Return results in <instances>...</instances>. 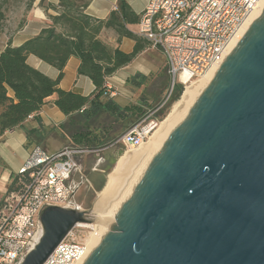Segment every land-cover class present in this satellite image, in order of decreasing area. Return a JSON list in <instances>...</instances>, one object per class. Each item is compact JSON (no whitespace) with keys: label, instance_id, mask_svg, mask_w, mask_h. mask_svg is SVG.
Segmentation results:
<instances>
[{"label":"water","instance_id":"1","mask_svg":"<svg viewBox=\"0 0 264 264\" xmlns=\"http://www.w3.org/2000/svg\"><path fill=\"white\" fill-rule=\"evenodd\" d=\"M93 206L46 207L43 264ZM82 264H264V8L156 150Z\"/></svg>","mask_w":264,"mask_h":264},{"label":"built area","instance_id":"2","mask_svg":"<svg viewBox=\"0 0 264 264\" xmlns=\"http://www.w3.org/2000/svg\"><path fill=\"white\" fill-rule=\"evenodd\" d=\"M262 1L147 0L139 15L137 35L152 49L161 50L170 82L157 105L115 143L130 150L146 142L165 119L168 107H173L175 85L184 90L215 65L218 68ZM105 88L111 98L118 95L107 82ZM102 150L74 145L52 153L40 146L33 149L0 198V264L21 263L41 235L44 208L73 205L69 180L80 159ZM92 232V224L75 225L43 264H82L93 250L87 241Z\"/></svg>","mask_w":264,"mask_h":264},{"label":"trees","instance_id":"3","mask_svg":"<svg viewBox=\"0 0 264 264\" xmlns=\"http://www.w3.org/2000/svg\"><path fill=\"white\" fill-rule=\"evenodd\" d=\"M34 1L28 0L25 9L28 10ZM5 3L6 0L0 2V32L5 27L2 11ZM43 4L44 0H39V5ZM87 4L88 0H59L57 7L48 4L46 8L57 12V15H48L50 26L18 47L12 46L11 38H8L0 54V137L6 131L20 128L32 116L39 127L25 131L26 147L39 146L45 137L40 131L43 125L38 112L52 95H56V108L69 117L71 132L64 133L62 125L59 126L60 134L67 136L74 146L100 149L112 142L108 134L90 127L91 121L101 113L128 124L127 128L145 115L146 101L120 106L105 88L108 77L130 64L149 45L129 29L138 24L139 16L124 0H117L116 9L110 12L108 18L99 20L85 13ZM102 28L114 30L118 34V42L122 37L134 41L132 51L125 53L105 45L97 37ZM28 55L57 69L58 77L52 80L29 66L26 62ZM72 56L79 60L77 74L87 77L94 86L90 96L58 87L64 67ZM146 80V76L137 74L127 78L126 85L140 88ZM182 92L183 87L175 85L173 100H178Z\"/></svg>","mask_w":264,"mask_h":264},{"label":"crops","instance_id":"4","mask_svg":"<svg viewBox=\"0 0 264 264\" xmlns=\"http://www.w3.org/2000/svg\"><path fill=\"white\" fill-rule=\"evenodd\" d=\"M130 9L139 16L145 6L147 0H124ZM59 0H44L43 6L39 5V0H35L32 6L21 13L10 24L4 27L0 32V54L7 45L8 38H11L12 46L18 47L25 41L35 37L43 28L50 26L51 21L48 15H57L53 9L46 8L48 4L57 7ZM117 0H88L85 13L99 20H106L112 10H115ZM129 29L137 33V25L130 26ZM98 39L111 49L118 48L122 52L129 53L132 51L134 41L129 38L122 37L118 42V34L112 29L102 28L98 34ZM145 50L140 52L134 60L119 69L114 75L108 77L106 82L109 83L117 92L118 95L112 98L118 105L125 106L132 103H142L146 98H140L137 101L129 99L125 93L130 87L126 85V79L137 74L146 76L150 73H157L159 68H151L140 60V55L144 54ZM163 56V55H162ZM26 62L32 68L38 70L48 78L55 80L58 77V70L54 67L39 60L33 55H28ZM79 60L76 57H70L63 70V77L60 80L58 87L64 91L90 96L94 91L92 82L84 76L77 74ZM159 67V66H158ZM125 92V93H124ZM56 95L48 97L45 104L38 112L43 129L41 134L45 139L39 145L45 143L52 133H61L59 126H69V117L62 114L54 105ZM38 122L32 116L24 122L20 128L11 131H6L0 137V198L11 186L14 176L23 165L25 160L31 155L33 149L37 146L26 147V134L28 129H37ZM69 128H71L69 126ZM60 136V135H59ZM67 137V136H66ZM63 140V138H61ZM57 151V150H56ZM49 152V151H48ZM55 152L54 150L50 153ZM86 157L79 161L78 169L73 173L69 180V186L72 189L73 206L80 209H86L83 206V198L80 199L79 191L82 187L87 191L99 192L105 186L106 180L103 171L95 167H87L82 165ZM87 169V170H86ZM107 178V176H106ZM89 209V208H87Z\"/></svg>","mask_w":264,"mask_h":264},{"label":"rangeland","instance_id":"5","mask_svg":"<svg viewBox=\"0 0 264 264\" xmlns=\"http://www.w3.org/2000/svg\"><path fill=\"white\" fill-rule=\"evenodd\" d=\"M2 1L4 0H0V2ZM27 1L28 0H6V3L3 5L2 8L5 17L4 19L5 26H8L9 24L10 27L12 26L13 19L17 18L21 13H23L26 10L25 7ZM162 55L163 54L161 50L152 49L148 45L147 48L145 49V53L140 55V60H142L145 64L151 66V68H156V69L159 68V71L157 73L147 74L146 75L147 80L144 83V85L141 86L140 88L129 86L130 87L129 91L126 90L125 91L126 93L124 92L126 95H128L127 97L132 101H137L138 99L145 97L147 103V107L145 108L146 111L157 105V103L161 100L162 96L165 94L167 87L169 86L170 77L167 74L164 55L163 56ZM178 100H176V102ZM176 102L174 101V104ZM171 106L172 105L168 107L167 111L165 112V116H168L170 114L173 108ZM128 126H129L128 124L124 122L116 121L115 119H113L112 117L108 116L105 113L99 114L90 123V127L93 128L95 131L106 133L108 134L109 138L113 140L110 143H106L102 151L85 156L86 158L82 162V165L86 164L87 167H95L96 169L103 171L104 172L103 175L105 176L106 183H107L108 175L114 171V168L118 160L121 157H123L127 151L136 152L142 146L148 144L150 137L152 136L154 131L158 128L157 127L153 131V133L148 137L147 141L143 143L144 145L142 144L140 148L138 147L135 149L127 150L120 143H115V140L118 139L123 133H125L130 128V127L127 128ZM63 131L64 133L67 132L70 133L71 128H69V126L67 125L65 126ZM59 135L57 133H52L50 137L47 139V141L41 145V147L44 150L51 152L53 150L54 151L59 150L65 146L73 145L68 137L62 136L61 134ZM61 138H63V140H61ZM144 170H145L144 168L141 170L142 173ZM139 177L137 176L134 178L135 180L133 179L134 181H132V184L129 185V188L127 189L128 191L129 190L131 191L134 188L133 186ZM106 183L103 189L96 193L87 191L86 189H84V187H82L79 191L80 199L83 198L84 208L87 209L93 206V209L95 210L94 213L95 215H100L96 211L97 210L96 203L99 200L98 194H101V192L104 191L106 187ZM126 194L128 193L126 192Z\"/></svg>","mask_w":264,"mask_h":264},{"label":"bare ground","instance_id":"6","mask_svg":"<svg viewBox=\"0 0 264 264\" xmlns=\"http://www.w3.org/2000/svg\"><path fill=\"white\" fill-rule=\"evenodd\" d=\"M263 8L264 0L259 8L254 11L245 22L240 33L243 34L247 30L250 24L260 15ZM216 70L217 65L201 78L193 80L191 83L187 84L180 99L174 104L170 114L166 116L164 121L160 123L161 125H159L154 131L148 144L141 148L139 147L140 149L136 152L127 151L126 154L118 160L114 171L108 175L104 191H102L101 194H98L99 200L96 203V211L100 215L94 214L95 219L92 223L93 232L87 238L91 250L99 242L104 232L108 231V228L114 220L113 218L116 211L129 197L132 191L127 190L129 185L132 184L135 177L140 176L142 173L141 170L147 167L156 150L163 144L170 132L184 118L186 112L189 110L200 92L204 89L207 81L213 77ZM126 192L128 194H126ZM93 213H95L94 209Z\"/></svg>","mask_w":264,"mask_h":264}]
</instances>
